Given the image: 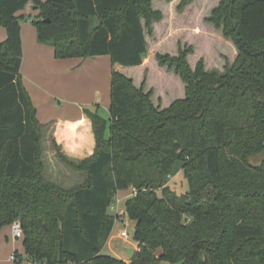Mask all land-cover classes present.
Wrapping results in <instances>:
<instances>
[{"label":"trees","instance_id":"obj_1","mask_svg":"<svg viewBox=\"0 0 264 264\" xmlns=\"http://www.w3.org/2000/svg\"><path fill=\"white\" fill-rule=\"evenodd\" d=\"M151 2L0 0L8 31L0 43V230L20 221L25 253L46 264H264V0H221L208 16L239 50L224 73L207 72L203 60L193 70L190 49L157 54L186 83L185 97L164 109L132 77L113 72L109 118L86 108L93 154L77 163L55 143L84 182L64 188L44 173L18 11L39 10L38 39L58 58L104 54L131 67L145 61V28L153 33L163 17ZM181 171L189 189L179 194L171 178ZM134 187L125 210L138 251L126 262L102 250L118 219L112 202Z\"/></svg>","mask_w":264,"mask_h":264},{"label":"crops","instance_id":"obj_2","mask_svg":"<svg viewBox=\"0 0 264 264\" xmlns=\"http://www.w3.org/2000/svg\"><path fill=\"white\" fill-rule=\"evenodd\" d=\"M22 12L23 10L18 11L17 15ZM28 12L38 14L39 10ZM7 37L8 31L4 26H0V43ZM21 39L23 47L21 74L37 110L42 133L44 173L49 180L56 181L64 188H68L66 186L73 181L77 184L71 187L82 184L85 180L84 174L80 172L84 176L83 179L76 173L78 171L67 166L57 156L55 143L58 144L60 151L73 161H82L93 154L96 140L86 108L95 110L98 106L99 112L104 117L108 115L106 118H109L112 73L119 71L123 65L119 63L113 65L110 56L104 54L95 57L58 58L52 44L39 41L36 27L34 30H23L21 26ZM137 67L145 68L146 60ZM133 79L135 80L134 77ZM99 94L101 100L97 101ZM183 97L185 95L179 96ZM125 192L122 191L121 196ZM15 239L11 224L0 230V264H32L31 258L25 253L23 240L19 245ZM14 253H18L19 262L12 259ZM118 257L125 259L121 255Z\"/></svg>","mask_w":264,"mask_h":264},{"label":"rangeland","instance_id":"obj_3","mask_svg":"<svg viewBox=\"0 0 264 264\" xmlns=\"http://www.w3.org/2000/svg\"><path fill=\"white\" fill-rule=\"evenodd\" d=\"M220 1L194 0L192 1L193 3H189L184 8H180L179 4L182 0H152V10L162 11L163 17L159 21H153V33H150L149 28L145 26L148 52L144 59H149V61H146L145 68H138L137 66L127 68L123 66L119 72L130 78L134 77L136 85L138 87L143 85L144 91H151V99L155 105L159 104L158 106L161 109H164L162 106L169 104L172 100H177L179 96L186 95V83L180 74L175 72L174 68H168L167 65L163 64L161 65L156 57L157 54H168L174 57L178 55L180 48L183 50L190 49L192 52L188 53L187 59L193 70L203 60L204 69L207 72L218 71L219 73H224L226 64H232L236 60L239 50L234 40L224 34L223 27L218 28L214 23L207 21L208 16L212 14L214 8L218 6ZM28 10L34 11L33 8L23 9L21 15H24V17L21 20V26L23 30H34L35 25L33 21L37 18L38 14L35 12L29 13ZM142 22L145 25L146 20L142 19ZM181 89L184 90V93ZM100 97L101 95L99 94L97 101L101 100ZM105 116L107 117L108 115ZM75 162L79 163L80 161ZM76 173L84 179L82 173ZM75 184H77L76 181H73L66 187L69 188ZM171 184L179 194L189 189L187 178L182 171L172 176ZM120 193L118 195L121 197L122 209L126 212L125 201L130 197V191L125 192L124 195L126 196H121ZM110 212L116 215L111 210ZM116 217L118 219L111 233L112 237L104 245L102 251L103 253L115 255L116 257L121 255L125 257V259L122 258L123 260L130 262L138 251V243L134 239L136 222L128 218L126 213L124 215H116ZM125 228L130 234L128 238L123 237L121 234V231ZM21 240L15 239L19 245L22 242ZM126 248L135 250L136 253L132 259L127 257ZM31 261L33 262L35 260L31 259ZM35 262L36 264H44L43 261ZM162 264L170 263L163 262Z\"/></svg>","mask_w":264,"mask_h":264},{"label":"built area","instance_id":"obj_4","mask_svg":"<svg viewBox=\"0 0 264 264\" xmlns=\"http://www.w3.org/2000/svg\"><path fill=\"white\" fill-rule=\"evenodd\" d=\"M136 188H131L130 190V194L129 196H132L136 193ZM121 197L118 195L117 198H115V200L112 202L111 206H110V210L112 212H114L117 216L119 215H124L126 212L122 209V205H121ZM12 235L13 237H15L16 239H23V226L22 223L20 221H14L12 224ZM121 234L123 237L128 238L130 236L129 232L127 231V229L125 228L124 230L121 231ZM12 259L16 262H19V256L18 253H14L12 255ZM32 264H36L35 261H33ZM44 264H46L44 262Z\"/></svg>","mask_w":264,"mask_h":264},{"label":"water","instance_id":"obj_5","mask_svg":"<svg viewBox=\"0 0 264 264\" xmlns=\"http://www.w3.org/2000/svg\"><path fill=\"white\" fill-rule=\"evenodd\" d=\"M99 22H100V20L97 19L96 23L98 24ZM126 250H127V257L132 259L136 253L135 250H133L132 248H126ZM160 252H161V250H160Z\"/></svg>","mask_w":264,"mask_h":264}]
</instances>
